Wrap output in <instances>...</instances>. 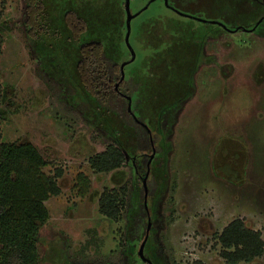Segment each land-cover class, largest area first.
Returning a JSON list of instances; mask_svg holds the SVG:
<instances>
[{
  "label": "rangeland",
  "instance_id": "rangeland-1",
  "mask_svg": "<svg viewBox=\"0 0 264 264\" xmlns=\"http://www.w3.org/2000/svg\"><path fill=\"white\" fill-rule=\"evenodd\" d=\"M67 1L80 7V0ZM84 1L103 8L87 17L94 34L103 15L112 19L121 10L120 0ZM25 5L0 0V84L12 88L14 105L1 141H28L47 160L46 175L63 172L60 195L44 203L49 218L38 235L39 264H74L67 243L88 257L117 261L120 254L122 264H225L215 236L234 219L264 243V0H129L131 16L141 11L130 22L134 59L124 36L118 62H129L125 78L139 83L132 110L151 131L154 151L139 149L135 129L114 113L85 94V102L77 98L66 75L75 77L56 63L58 37L50 35L53 45L30 41ZM38 66L57 84L58 101ZM107 139L126 163L97 175L87 159ZM143 155L153 157L148 169ZM79 175L88 180L82 196ZM123 184L131 186L127 209L111 222L98 213V198ZM142 204L143 232L134 239ZM239 264H264V253Z\"/></svg>",
  "mask_w": 264,
  "mask_h": 264
},
{
  "label": "trees",
  "instance_id": "trees-1",
  "mask_svg": "<svg viewBox=\"0 0 264 264\" xmlns=\"http://www.w3.org/2000/svg\"><path fill=\"white\" fill-rule=\"evenodd\" d=\"M25 1L24 16L28 19L30 41L37 46L46 42L51 43L49 41L51 34L58 37V39L55 38L58 40L56 63L75 77L72 81L66 75L77 98L85 102V94L98 107L114 113L122 124L135 129L139 149L152 150L151 131L145 126L143 119L136 117L132 110V96L139 83L125 77L120 81V67L122 64L125 66L128 64L125 61L118 62L121 54L118 43L123 42L126 34L124 0H120V12L112 18L117 17L118 22L103 15L105 24L103 22L102 30L96 34L93 33V24L87 17L92 18L94 16L92 11L101 12L102 7L95 8L84 0H80L79 8L72 7L67 0L63 5L57 0ZM5 26L0 27V34L6 28ZM1 44L0 36V46ZM37 69L38 78L58 101L57 84L40 71L39 66ZM116 84H118L117 89H115ZM12 96V88L3 87L0 84V264H39L38 235L49 218L44 203L49 198L60 195L57 181L62 177L63 172L56 168L52 175H46L43 169L47 167L48 162L30 142L3 143L1 141V124L14 108L11 102ZM52 103L54 101L51 100ZM170 104L175 105L173 102L168 105ZM64 109L66 114L70 115V111ZM107 141L102 151L87 159L89 168L94 174L108 175L119 170L126 163L125 152L115 141L111 139ZM142 158L143 165L148 169L150 157L143 155ZM76 186L81 188L82 196L86 193L88 180L79 175ZM130 190V184L111 189L104 188L97 202L98 213L111 222L123 219ZM151 192L149 190L147 195ZM145 208L142 204L134 220V239H138L143 232L142 216H144ZM215 237L220 247L219 256L225 264L251 263L264 253L261 234L246 227L241 219L232 220ZM123 240L124 238L121 237L119 241L121 250L125 249ZM66 245L67 257L74 264H122L120 254L117 261L111 258L113 255L99 259L84 255L82 251L85 248L73 252L68 243ZM78 254H81V257L77 258Z\"/></svg>",
  "mask_w": 264,
  "mask_h": 264
},
{
  "label": "water",
  "instance_id": "water-1",
  "mask_svg": "<svg viewBox=\"0 0 264 264\" xmlns=\"http://www.w3.org/2000/svg\"><path fill=\"white\" fill-rule=\"evenodd\" d=\"M124 8H125V12H126V34H125V40L124 41H125L126 48L129 50L130 55H131L130 62H132L133 59H134V53L131 50V48L129 46V43H128L129 42L128 41L129 34H130V22H131L132 19H134L136 17V15L139 14V12L136 15H133V16H131L129 14V0H124ZM124 66H125V64H122L121 67H120V71H121V79H120V81L123 80V77H124V75H123ZM117 87H118V84L115 85V89H117ZM139 254H140V256H142L141 251L139 252Z\"/></svg>",
  "mask_w": 264,
  "mask_h": 264
},
{
  "label": "flooded vegetation",
  "instance_id": "flooded-vegetation-1",
  "mask_svg": "<svg viewBox=\"0 0 264 264\" xmlns=\"http://www.w3.org/2000/svg\"><path fill=\"white\" fill-rule=\"evenodd\" d=\"M139 14H140V12H139ZM139 14H138V15H139ZM207 21H208V20H207ZM212 22H214V21H212ZM221 27H222V26H221ZM222 28H223V27H222ZM124 67H125V66H124ZM123 75H124V77H125L124 70H123ZM124 77H123V78H124ZM127 79H128V78H127ZM152 150H153V151L155 150V149H154V147H153V149H152ZM150 159H152V160H153V157H151Z\"/></svg>",
  "mask_w": 264,
  "mask_h": 264
}]
</instances>
